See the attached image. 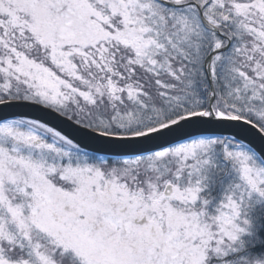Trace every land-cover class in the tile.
I'll list each match as a JSON object with an SVG mask.
<instances>
[{
    "label": "rangeland",
    "instance_id": "374dc122",
    "mask_svg": "<svg viewBox=\"0 0 264 264\" xmlns=\"http://www.w3.org/2000/svg\"><path fill=\"white\" fill-rule=\"evenodd\" d=\"M165 12L155 0H0V94L63 112L79 99L138 101L139 90L102 73L172 72L181 57L192 66L208 54L194 9L169 10L176 34L159 33ZM205 15L229 16L237 40L235 55L208 65L220 104L264 125V0H211ZM46 130L17 118L0 124V264H65L60 254L76 264H264L248 247L264 167L244 146L202 136L104 169ZM15 246L18 262L5 254Z\"/></svg>",
    "mask_w": 264,
    "mask_h": 264
},
{
    "label": "trees",
    "instance_id": "16d2710c",
    "mask_svg": "<svg viewBox=\"0 0 264 264\" xmlns=\"http://www.w3.org/2000/svg\"><path fill=\"white\" fill-rule=\"evenodd\" d=\"M24 42L26 41L22 43ZM29 45L33 49L42 50L40 49L42 48L41 45L37 44L33 39H29ZM180 59V61L176 60L173 64L172 72L161 71L154 73L140 66L129 68L118 66L114 73H112V70L106 71L102 73L105 78L116 76V78H113L120 81V86L125 85L127 88L131 87L139 90V100L132 101L126 97L123 102L117 100L115 104L110 101H105L104 104H90L84 99H79L77 105L69 104L66 115L83 125L99 131L118 135H132L159 127L188 114L208 110L211 90L207 83V77L203 75L202 68L190 72L188 67L195 66L196 68L199 66L198 64H192L191 66V63L185 57ZM78 60L81 62L79 57ZM82 62L89 65L92 63L89 56L82 59ZM89 71L90 68L87 70L83 69L81 73L88 75ZM215 89L216 99L214 105L217 110L240 115L264 129V125L258 119L224 108L220 104L223 94L222 89L219 86H216ZM0 96V101L10 98H23L22 96L11 97L5 93H1ZM102 116L106 118L105 124L101 123ZM115 117H122L119 121H125L118 122L117 119H114ZM45 132L47 140L56 139L58 143L67 145L53 133ZM216 138L225 139L222 137ZM87 156L91 160H95L92 163L102 160L101 162L105 163L107 167L120 162L119 159L98 157L90 154ZM258 214V228L255 230V242L251 246L250 255L251 258L257 261H264V207L258 211Z\"/></svg>",
    "mask_w": 264,
    "mask_h": 264
},
{
    "label": "water",
    "instance_id": "95a60500",
    "mask_svg": "<svg viewBox=\"0 0 264 264\" xmlns=\"http://www.w3.org/2000/svg\"><path fill=\"white\" fill-rule=\"evenodd\" d=\"M165 4L181 6L163 1ZM202 20L215 32L218 28L204 18ZM223 49L211 53L209 60ZM210 101L209 114H194L144 134L117 137L79 125L57 111L36 102L8 100L0 102V123L22 118L39 122L61 134L83 150L108 157H136L150 154L199 136H226L253 149L264 161V133L253 123L235 117L218 116ZM167 189L166 194H168Z\"/></svg>",
    "mask_w": 264,
    "mask_h": 264
}]
</instances>
